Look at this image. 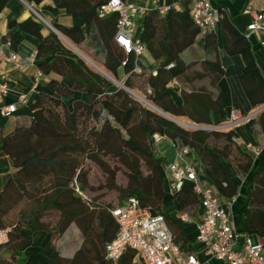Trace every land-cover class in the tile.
Returning <instances> with one entry per match:
<instances>
[{"label": "trees", "instance_id": "16d2710c", "mask_svg": "<svg viewBox=\"0 0 264 264\" xmlns=\"http://www.w3.org/2000/svg\"><path fill=\"white\" fill-rule=\"evenodd\" d=\"M51 1L52 13L63 10L72 21L69 27L55 24V31L93 63H100L113 79L117 80L121 68L125 79L122 86H117L55 33L42 34V25L33 19L18 24L16 31L4 38L9 48L16 51L23 34L34 36L38 41V70L57 78L51 79L46 90L37 92L30 101L28 123L17 124L10 134L0 137L1 151L14 166V173L0 192V230H8L7 243L0 245V264H22V254L37 231L46 233L39 248L45 259L43 264H142L139 255L130 249L117 263L105 258V245L117 231L110 215L113 207L86 197L88 181L83 161L106 172L101 158H117L128 170L129 180L128 187L121 190L118 205L134 197L140 213L163 215L165 175L151 147L154 137L159 136L187 147L188 155L197 161L203 178L211 183L207 185L219 199H232L237 194L239 178L253 166L252 159L232 144L234 130L204 129L226 123L230 95L219 92L210 99L208 94L196 92L177 97L168 87L183 69L180 53L200 36L190 19L188 1H182L179 10L170 8L162 17L156 9L143 16L142 32L137 38L157 62L154 76L141 68L138 58L126 54L114 42L118 14L99 16V8L109 0ZM5 3L0 0V9ZM219 14L224 49L243 61L239 81L253 111L262 109L254 119L264 130V76L245 34L232 25L223 8H219ZM211 35L202 37L208 40ZM83 43L92 56L81 47ZM135 64L139 72L134 70ZM209 66L218 78L222 76L219 63L209 62ZM134 87L142 88V101L129 93ZM182 117L187 119L186 125L178 120ZM89 122L94 125L87 129ZM233 147L240 150L238 155ZM256 161L253 177L264 174V152ZM110 180L109 189L114 188L113 172ZM171 199L178 214H189L199 205L190 180H184ZM245 211L243 233L258 240L264 238V212ZM49 215H53L52 222L47 220ZM164 218L168 225V218ZM71 224L80 231L81 245L67 258L55 242ZM174 241L183 248L176 236Z\"/></svg>", "mask_w": 264, "mask_h": 264}, {"label": "crops", "instance_id": "0c3cea01", "mask_svg": "<svg viewBox=\"0 0 264 264\" xmlns=\"http://www.w3.org/2000/svg\"><path fill=\"white\" fill-rule=\"evenodd\" d=\"M123 1L136 6L148 5L151 7L155 6L156 8L171 7L175 10L181 8V2L178 0H159L154 5L149 4L147 0ZM208 1L214 8H223L226 11L228 20L241 34L246 33V27L251 21L250 12L264 10V0ZM52 5L53 3L51 0H43L40 3H35L34 0H6V3L0 9V45L4 44V38H7L15 32L18 24L25 20L33 19L35 22L40 23L35 13L40 15L45 21V24L40 23L42 25V34L44 35L48 32H53L51 28H53L55 24L65 27L71 26L72 21L70 15L63 10L52 13L49 9ZM163 15L164 14H159L160 17ZM142 19L137 22L136 35L138 38L142 32ZM53 33L67 43L75 54L83 57L92 67L104 76H107L111 82L120 87L125 79V74L121 68L117 71V80H111L102 68L95 65V63L79 52L77 48L69 44L63 36L58 32ZM261 37L260 34L253 33L250 34L247 39L255 63L262 76H264V46L260 44ZM206 42H208V44ZM37 43L38 41L34 36L23 34L22 41L16 51H12L10 48L5 50L6 53L9 51L15 53V61L4 62L0 60V85L6 84L10 88L6 94L0 96V109L10 105L15 106V112L12 115L2 116L0 114V137L10 134L17 124L28 123L31 114L29 109L30 101L37 92L46 90V85L51 79L57 78L56 75H43L38 70L40 59L37 54ZM81 47L86 52L89 49L84 43L81 44ZM90 52L89 54H91ZM179 59L183 69L178 77L173 78L168 84V87L173 90L175 95L180 97L181 93L188 95L200 92L208 94L210 99H213L219 92L229 93L231 105L226 109L227 118L232 110H237L242 115V121L237 124L234 129L236 136L244 142L259 147L261 153L264 152V130H262L257 120L254 119V116L250 117L255 111L251 108L239 81L243 68V61L239 55H230L224 49L220 24H217L210 39L205 40L202 36L197 37L193 44L180 53ZM138 61L145 72L151 73L153 76L156 74L157 62L152 59L147 51H144L138 57ZM209 62L219 63L222 69L221 77L218 78L216 73H213L209 66ZM131 92L132 95L142 101V88L134 87ZM21 93H28V100L26 103L18 102L17 97ZM160 113L168 117L166 114ZM178 120L182 123L188 122L187 119L183 117L178 118ZM157 137L158 136L154 137L151 147L165 175L164 188L166 195L163 199L162 212L163 215L168 218V225L172 233L179 239L178 244L183 245V248L180 250L186 255H194L198 264H225L223 261L208 256L203 246L196 241V225L200 221L202 213L200 206L198 205L194 211H191L189 214L184 213L190 219L188 222L181 221L179 218L180 214L175 211L171 195H169L168 192L169 176L167 166L169 163L175 161L176 150L167 139ZM220 144L221 143H218V146H220ZM233 151L235 155H238L240 150L233 147ZM250 157L253 166L247 171L244 177L239 178V188L237 194L232 198L233 202L231 203L230 199L221 200L224 203L230 202L232 225L234 229L240 233H243V227L247 220L245 209L250 212H264V174L259 173L253 177L257 168V159H254L251 155ZM188 160L191 163H197L191 156L188 157ZM229 160L233 163L231 157ZM223 163L226 166V162L223 161ZM13 173L14 166L11 159L2 153L0 148V192ZM200 176L203 178L202 173H200ZM203 180L206 184L210 183L206 178H203ZM45 238L46 233L44 231L33 233L31 245L22 254V264L44 263L45 259L40 255L39 248ZM253 238H255V236H253ZM55 245L62 256L67 258L72 257L81 245L80 231L76 225L71 224L66 232L55 242Z\"/></svg>", "mask_w": 264, "mask_h": 264}, {"label": "built area", "instance_id": "2783aa9c", "mask_svg": "<svg viewBox=\"0 0 264 264\" xmlns=\"http://www.w3.org/2000/svg\"><path fill=\"white\" fill-rule=\"evenodd\" d=\"M154 5L159 0H147ZM189 2V16L192 23L199 29L200 36L214 32L219 23V9L214 8L208 0H178ZM171 7L156 8L155 6H136L125 3L123 0H109L99 8V16L105 17L110 13L118 14L115 25L114 42L126 53L137 58L145 51V47L137 38V22L151 9L165 14ZM251 21L246 27L245 36L257 33L262 37L261 46H264V10L250 12ZM37 20L44 23V19L35 13ZM51 28V27H50ZM53 32H56L51 28ZM9 43L0 45V60L14 62V52L5 50ZM137 72L140 70L135 64ZM10 88L6 84L0 85V96L6 94ZM18 102L26 103L28 93H21ZM262 109L255 111V116ZM15 112V106L10 105L0 109L2 116H10ZM242 121V115L232 110L224 125L205 127V130H234ZM186 125V124H183ZM161 138V137H157ZM234 146L240 147L254 159L261 155V149L251 143L231 138ZM176 150V159L167 166L168 192L173 195L178 191L184 180L194 184V192L199 198L201 208L200 221L196 225V241L201 244L210 257L225 264H264V238L258 240L252 236L237 232L231 221L230 202L222 204L215 191L208 186L200 176L201 168L197 163L188 160L189 150L179 143H171ZM233 202V199L231 200ZM140 205L134 197L114 206L110 215L117 225L113 239L105 245V258L117 263L127 250H134L142 260V264H198L194 255L184 254L174 241V236L166 224L163 215L149 216L139 211ZM183 222L190 221L185 214H180ZM8 230H0V245L7 243Z\"/></svg>", "mask_w": 264, "mask_h": 264}, {"label": "rangeland", "instance_id": "374dc122", "mask_svg": "<svg viewBox=\"0 0 264 264\" xmlns=\"http://www.w3.org/2000/svg\"><path fill=\"white\" fill-rule=\"evenodd\" d=\"M87 52L89 54L90 50L88 49ZM99 64L100 63H98L97 66L100 67ZM108 77L111 80H114L110 75H108ZM93 125L94 124L92 122L87 123V129ZM101 160L106 165V172L103 171L101 167L90 161H83L84 171L87 173L88 181V187L84 193L86 197L90 199H97L101 204H109L111 207H114L120 202L119 196L121 194V190H125L128 187V170L119 160H117V158L113 156L102 157ZM112 172L114 173V188L109 189L108 187L112 186L110 180ZM47 220L52 222L54 220L53 215H49Z\"/></svg>", "mask_w": 264, "mask_h": 264}, {"label": "water", "instance_id": "95a60500", "mask_svg": "<svg viewBox=\"0 0 264 264\" xmlns=\"http://www.w3.org/2000/svg\"><path fill=\"white\" fill-rule=\"evenodd\" d=\"M120 86H122V84Z\"/></svg>", "mask_w": 264, "mask_h": 264}]
</instances>
